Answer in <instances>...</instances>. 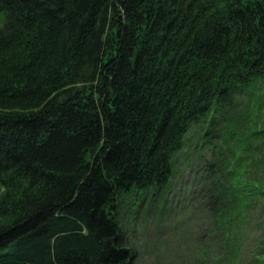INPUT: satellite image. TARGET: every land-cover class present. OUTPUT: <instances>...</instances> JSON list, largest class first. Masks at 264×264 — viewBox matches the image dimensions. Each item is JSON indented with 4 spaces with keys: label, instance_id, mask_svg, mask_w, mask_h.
Listing matches in <instances>:
<instances>
[{
    "label": "trees",
    "instance_id": "trees-1",
    "mask_svg": "<svg viewBox=\"0 0 264 264\" xmlns=\"http://www.w3.org/2000/svg\"><path fill=\"white\" fill-rule=\"evenodd\" d=\"M0 13V264H130L120 197L161 190L190 128L210 133L264 78V0H0ZM221 167L213 212L264 196L251 170ZM233 224L215 228L227 245Z\"/></svg>",
    "mask_w": 264,
    "mask_h": 264
},
{
    "label": "rangeland",
    "instance_id": "rangeland-1",
    "mask_svg": "<svg viewBox=\"0 0 264 264\" xmlns=\"http://www.w3.org/2000/svg\"><path fill=\"white\" fill-rule=\"evenodd\" d=\"M3 25L0 13V29ZM215 120L210 133L207 122L190 128L161 190L120 197L117 221L123 245L133 254L130 264H264V196L247 211L231 210L225 195L224 207L218 201L222 212H213L207 199L212 184L220 182L222 162L251 170L246 178L260 181L264 191V78L238 94L229 114ZM230 221L227 245L222 229L215 228Z\"/></svg>",
    "mask_w": 264,
    "mask_h": 264
}]
</instances>
